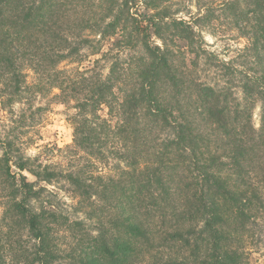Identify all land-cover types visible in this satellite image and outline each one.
Here are the masks:
<instances>
[{
	"label": "trees",
	"instance_id": "trees-1",
	"mask_svg": "<svg viewBox=\"0 0 264 264\" xmlns=\"http://www.w3.org/2000/svg\"><path fill=\"white\" fill-rule=\"evenodd\" d=\"M183 2L0 0L3 118L27 105L36 128L47 97L73 132L64 167L42 161L55 148L31 157L21 133L0 137V264H250L264 0H197L194 15ZM204 30L245 45L222 58Z\"/></svg>",
	"mask_w": 264,
	"mask_h": 264
},
{
	"label": "rangeland",
	"instance_id": "rangeland-1",
	"mask_svg": "<svg viewBox=\"0 0 264 264\" xmlns=\"http://www.w3.org/2000/svg\"><path fill=\"white\" fill-rule=\"evenodd\" d=\"M203 1L204 3L209 4L211 2H220L222 0ZM196 2L197 0H184L183 2L188 6V9L192 15L196 14L198 11L196 9ZM177 9L178 7H176L174 3L172 5V11H176ZM178 16L187 19V15L185 14L181 13ZM202 35L204 37L205 43L209 47V50L221 54V57L225 59L233 57L234 53H232V51L237 48H242L245 45V41L240 39L235 33L225 32L217 35H211L209 31L204 30ZM46 102L47 97H37L35 102L31 103L33 107L43 106L46 109V111L43 113V120L41 124L36 128H34L35 126H31L32 112L29 110L30 106L28 107L27 105L25 106L21 104L14 106L15 115L13 116V124L3 118V116L8 117L5 115V113L0 112V137L4 135L3 132H13L16 135L17 133H21L23 140L31 143L29 147H26V153L31 157L39 154V149L36 147H41V150L44 147L55 148L57 149V152H55L53 156H50L49 154L48 157L42 158V161H45L44 159H46L47 163L49 164H59L61 167H64L68 163L67 154H65L66 147L72 144V127L69 124L67 110L65 107L55 104L46 105ZM254 121L255 123H258L257 110L254 113ZM24 175L27 177L28 181H34V178L29 174L24 173ZM56 187L61 188L62 185H56ZM48 188L53 189L52 187ZM57 192L60 193V197H65L64 200L67 203H70L69 199L67 198V194H65L63 191ZM249 249L251 252L250 264H264V239L263 243L251 246Z\"/></svg>",
	"mask_w": 264,
	"mask_h": 264
}]
</instances>
